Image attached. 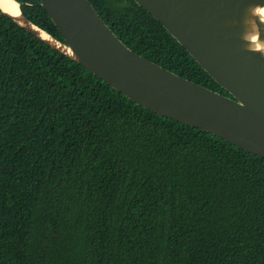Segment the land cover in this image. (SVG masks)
Segmentation results:
<instances>
[{
	"label": "trees",
	"instance_id": "obj_1",
	"mask_svg": "<svg viewBox=\"0 0 264 264\" xmlns=\"http://www.w3.org/2000/svg\"><path fill=\"white\" fill-rule=\"evenodd\" d=\"M27 18L62 36L40 0ZM131 50L231 96L134 0ZM0 264H264V158L148 110L0 17Z\"/></svg>",
	"mask_w": 264,
	"mask_h": 264
},
{
	"label": "water",
	"instance_id": "obj_2",
	"mask_svg": "<svg viewBox=\"0 0 264 264\" xmlns=\"http://www.w3.org/2000/svg\"><path fill=\"white\" fill-rule=\"evenodd\" d=\"M231 96L195 83L126 46L89 0H40L62 40L0 0L38 40L134 103L264 158V0H134Z\"/></svg>",
	"mask_w": 264,
	"mask_h": 264
}]
</instances>
